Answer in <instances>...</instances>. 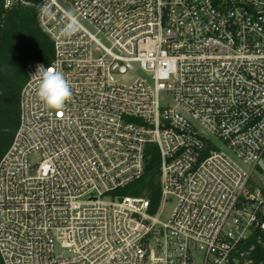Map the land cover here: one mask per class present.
<instances>
[{"label": "built area", "instance_id": "1", "mask_svg": "<svg viewBox=\"0 0 264 264\" xmlns=\"http://www.w3.org/2000/svg\"><path fill=\"white\" fill-rule=\"evenodd\" d=\"M38 9L53 59L25 65L19 126L0 160L2 264H264V0ZM66 10L82 26L72 37L60 35ZM37 65L70 83L62 112L37 97ZM150 143L153 215L148 199L120 193L143 178Z\"/></svg>", "mask_w": 264, "mask_h": 264}, {"label": "trees", "instance_id": "2", "mask_svg": "<svg viewBox=\"0 0 264 264\" xmlns=\"http://www.w3.org/2000/svg\"><path fill=\"white\" fill-rule=\"evenodd\" d=\"M41 1L13 0L5 8L6 0H0V160L19 126L20 97L27 81L25 65L30 61L49 64L53 59V43L38 22ZM120 193L148 199L149 213L155 214L161 202L159 156L148 159L143 178Z\"/></svg>", "mask_w": 264, "mask_h": 264}, {"label": "clouds", "instance_id": "3", "mask_svg": "<svg viewBox=\"0 0 264 264\" xmlns=\"http://www.w3.org/2000/svg\"><path fill=\"white\" fill-rule=\"evenodd\" d=\"M43 11L50 19H55V13L52 11L50 5L43 9ZM81 27L78 18L71 10H66L60 35L72 37L81 30ZM35 76H39L40 78L37 89L39 100L48 109L57 113L62 112L66 102L70 101L72 97L71 85L64 74L55 67L49 66L45 68L43 65H37Z\"/></svg>", "mask_w": 264, "mask_h": 264}, {"label": "rangeland", "instance_id": "4", "mask_svg": "<svg viewBox=\"0 0 264 264\" xmlns=\"http://www.w3.org/2000/svg\"><path fill=\"white\" fill-rule=\"evenodd\" d=\"M139 77H144L143 73H138V74H131L128 76L127 79L123 81V83H132L135 80H137ZM171 101V98L169 96H166V100L162 102V106H165L169 104ZM147 158H153L155 156H159V149L158 146L154 143H150L147 145ZM175 200H170L165 204L163 212L159 216V220L162 222H166L169 220L170 215L174 209L175 206Z\"/></svg>", "mask_w": 264, "mask_h": 264}]
</instances>
